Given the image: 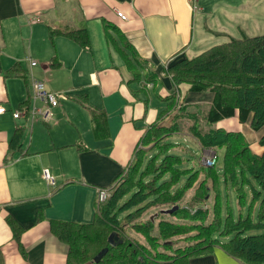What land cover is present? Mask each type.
I'll return each mask as SVG.
<instances>
[{
    "label": "crops",
    "instance_id": "crops-1",
    "mask_svg": "<svg viewBox=\"0 0 264 264\" xmlns=\"http://www.w3.org/2000/svg\"><path fill=\"white\" fill-rule=\"evenodd\" d=\"M251 2L0 0V107L6 110L0 116V264H67L68 246L53 235L51 222H92L97 191L113 186L114 179L128 167L148 126L167 107L165 99L174 88L164 73L168 62L188 58L195 42L208 47V41H217L211 39L213 36L227 35L231 27L243 25L244 22L227 21L232 16L229 5L233 3L240 15L247 5L248 16L256 11L250 9ZM117 12L125 19L119 18ZM220 12L225 14V21L218 20ZM201 14L207 15L204 22L199 19ZM104 23L114 26L134 48L141 61L134 69L142 70L144 78L130 72L121 54L106 42ZM83 28L89 35V50L62 35H50L52 29ZM108 32L119 40L114 31ZM31 61L37 64L31 67ZM74 76L77 79L72 81ZM35 82H43L49 93L65 91L73 95L71 99L89 112L90 129L87 127L84 137L78 127L76 133L58 137L41 135L39 123L49 129L52 110L60 102L50 109L47 121L39 114L33 115L36 108H46L34 97V108L29 104ZM189 88L185 83L178 85V105L183 103L191 111L208 109L214 94L191 93ZM26 100L28 114L13 119ZM36 101H41L42 107H36ZM175 113L159 126L169 127ZM28 118L38 125H31L26 139L25 125L17 122ZM251 120L252 116L241 124L235 115L208 128L236 127V131L229 132L242 133L251 152L261 155L264 147L260 148L258 142L264 135V126L253 131ZM105 122L108 138L103 140L95 135L94 126ZM43 170L53 178L55 188L43 179ZM189 264L242 263L214 247Z\"/></svg>",
    "mask_w": 264,
    "mask_h": 264
},
{
    "label": "trees",
    "instance_id": "trees-1",
    "mask_svg": "<svg viewBox=\"0 0 264 264\" xmlns=\"http://www.w3.org/2000/svg\"><path fill=\"white\" fill-rule=\"evenodd\" d=\"M104 29L106 42L133 72L141 64L134 48L114 26L104 23ZM109 30L119 40L111 38ZM50 35H62L89 50L84 28L52 29ZM164 73L174 86L165 99L167 107L140 138V148L114 179L106 203L96 206L92 222H51L53 235L68 246L67 264H94L93 258L104 248L108 251L96 264H189L214 247L242 264H264V152L253 154L240 132L208 128L235 115L241 124L252 116L253 131L264 126V35L231 39L191 59L173 60ZM183 83L191 93L214 94L208 109L191 111L183 103L178 105L177 87ZM26 103L29 100L20 107ZM173 112L171 125L159 126ZM182 131L201 148L223 149L220 169L185 167L182 158L171 153L174 144L169 142ZM94 132L107 139L106 122L95 125ZM258 143L264 147V135ZM144 213L150 215L141 221ZM127 231L138 239L132 241ZM112 233L121 244H108Z\"/></svg>",
    "mask_w": 264,
    "mask_h": 264
},
{
    "label": "rangeland",
    "instance_id": "rangeland-1",
    "mask_svg": "<svg viewBox=\"0 0 264 264\" xmlns=\"http://www.w3.org/2000/svg\"><path fill=\"white\" fill-rule=\"evenodd\" d=\"M256 8V11L253 14H249L247 16V5L246 9L244 11V14L240 15V10H234V5L231 3L229 5L228 11L232 12L231 18L228 17L227 21L230 22H244L243 25L239 27H231V32L227 35H218V36H213L211 39H215L217 41L211 42L208 41V47H205V45L199 43L197 44L196 42L193 44V50L189 53H187L188 58H193L194 56L202 53L203 51L211 48L212 46L216 44H223L224 42H228L231 39H240L244 36L248 37H254V36H262L264 35V0H252L250 9ZM255 14H257L255 16ZM223 15H225L223 12L219 13V21H225L223 18ZM250 19V22L247 23L246 18ZM199 19L201 21H205L207 19V15L201 14ZM217 42V43H215ZM205 48V49H204ZM199 51V52H198ZM198 52V53H197ZM118 57V56H117ZM186 58V57H185ZM120 58L118 57V60ZM177 58H175L174 61H176ZM133 73L139 74L144 78V73L142 70H135L133 69ZM77 79L76 76L72 77V81H75ZM65 83V79H64ZM141 93V91H139ZM58 95V100L60 102V106L57 108H54L52 110V118L49 121L50 128L47 129L44 125L40 124V131L42 132V136H48V134H52L53 137H58L67 133H76V128L78 127L81 131L84 133L81 134V137L85 136V132L87 127L90 129L89 125V112L84 110L80 105L75 103L72 99L71 96L73 95H68L65 91H59V93H56ZM33 94L32 92L29 94V100H30V106L31 108L33 107ZM36 107H42L41 101H36L35 103ZM71 116V117H70ZM83 119H84V124H83ZM87 119V122H86ZM34 120L31 118H28V121H18L17 123H20L25 125V133H24V138H29L30 136V130H31V125H34L33 123ZM40 121V120H39ZM58 122V124H57ZM44 123V122H43ZM38 125V124H35ZM34 125V126H35ZM42 125V126H41ZM190 125V124H189ZM189 125H186L184 130L187 129ZM233 130H230L228 127L227 131H236V127H232ZM179 134H186V132L182 131L179 132ZM90 137L92 138V135L90 134ZM45 139V138H44ZM169 142L174 144L173 149L171 150L172 154H177L179 155L184 164L185 167L188 168H193L194 170L202 169L203 166H201V157H202V152H205L207 149H201L199 144L194 140L191 136H183V135H174L169 138ZM260 148L261 145H259ZM214 152L216 153L217 156V165L216 168L220 169L222 165V157L224 150L223 149H215ZM154 152H149L148 155L152 156L154 155ZM205 169V168H204ZM111 195V194H109ZM193 196V192L189 194L188 198H191ZM109 197V196H108ZM107 197V199H108ZM106 199V201H107ZM125 200V199H124ZM123 200V202H124ZM98 203L96 205H102L104 203ZM247 202H250V197H248ZM205 204V207L209 204ZM185 204V201L181 202L180 207H184L183 205ZM234 209H235V214H237V209L238 207L236 204L233 203ZM100 207V206H99ZM258 203L254 205L253 208V215L255 216L256 211H257ZM149 213H144L142 220L141 221H146L149 217ZM128 237L132 240L135 241L137 240V236L131 232L127 231ZM143 242V240H141Z\"/></svg>",
    "mask_w": 264,
    "mask_h": 264
},
{
    "label": "built area",
    "instance_id": "built-area-1",
    "mask_svg": "<svg viewBox=\"0 0 264 264\" xmlns=\"http://www.w3.org/2000/svg\"><path fill=\"white\" fill-rule=\"evenodd\" d=\"M117 14L119 18H121L122 20L125 19V16H123L122 13L117 12ZM36 64L37 63L35 61L30 62L31 67L35 66ZM33 88H34V95H33L34 99L41 100L46 108L44 110H40L36 108L32 114L33 115L39 114L41 115L43 121H47L51 116L50 109L58 106L59 104L58 96L55 94L49 93L45 89L43 82H35L33 85ZM5 112H6L5 109L3 107H0V115L4 114ZM26 113L28 114V110L25 107L15 112L13 114V118L19 119L21 118L23 114H26ZM216 162H217V156H216V153L212 149H207L205 152H203L202 157H201V164L203 167L211 168L216 165ZM42 174H43V179L49 184V186H52V188H55L56 187L55 182L53 178L49 175L48 171L43 170ZM107 197H108L107 190H104V189L99 190L97 193V202L103 203L106 201Z\"/></svg>",
    "mask_w": 264,
    "mask_h": 264
},
{
    "label": "water",
    "instance_id": "water-1",
    "mask_svg": "<svg viewBox=\"0 0 264 264\" xmlns=\"http://www.w3.org/2000/svg\"><path fill=\"white\" fill-rule=\"evenodd\" d=\"M108 244L109 245H115V244H121V241L118 242V237L112 233L109 238H108ZM108 249L107 248H104L102 249L92 260V263L96 264L98 263L104 256L105 254L107 253Z\"/></svg>",
    "mask_w": 264,
    "mask_h": 264
}]
</instances>
